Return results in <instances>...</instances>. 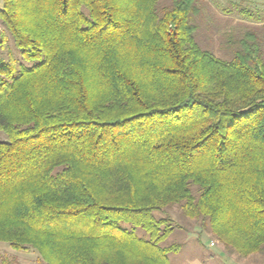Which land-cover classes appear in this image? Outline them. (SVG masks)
<instances>
[{
	"label": "trees",
	"instance_id": "obj_1",
	"mask_svg": "<svg viewBox=\"0 0 264 264\" xmlns=\"http://www.w3.org/2000/svg\"><path fill=\"white\" fill-rule=\"evenodd\" d=\"M167 2L3 0L0 243L42 264H169L177 207L264 257L261 38L225 34L223 60L196 39L200 1Z\"/></svg>",
	"mask_w": 264,
	"mask_h": 264
},
{
	"label": "rangeland",
	"instance_id": "obj_2",
	"mask_svg": "<svg viewBox=\"0 0 264 264\" xmlns=\"http://www.w3.org/2000/svg\"><path fill=\"white\" fill-rule=\"evenodd\" d=\"M163 1L167 2L168 0ZM199 1L204 8V18L201 17V29L198 31L196 39L203 48L210 50L218 58L227 60L229 54L224 48V35L242 33L247 27H253L256 28L261 38L264 53V23L245 19L239 14L241 8H247L254 17H263L264 0ZM2 2L3 0H0V8ZM1 31L2 27L0 25ZM0 141H6V137L2 132H0ZM166 213L172 220L174 230L162 245L177 244L179 246L176 253L168 255L169 264H264V257L258 254L250 255L244 260H238L236 254L226 250L209 233L206 223L203 224L201 221L184 218L179 208L174 207ZM155 216L160 218L165 215L155 213ZM136 233L140 237H145L141 230H137ZM0 264L42 263L38 254L33 250L16 251L7 244L0 243Z\"/></svg>",
	"mask_w": 264,
	"mask_h": 264
},
{
	"label": "built area",
	"instance_id": "obj_3",
	"mask_svg": "<svg viewBox=\"0 0 264 264\" xmlns=\"http://www.w3.org/2000/svg\"><path fill=\"white\" fill-rule=\"evenodd\" d=\"M211 246H212V244H211Z\"/></svg>",
	"mask_w": 264,
	"mask_h": 264
}]
</instances>
